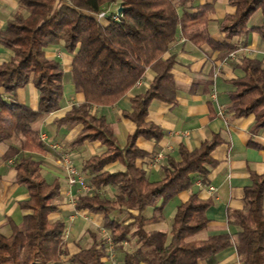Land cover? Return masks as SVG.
Here are the masks:
<instances>
[{
  "label": "trees",
  "instance_id": "1",
  "mask_svg": "<svg viewBox=\"0 0 264 264\" xmlns=\"http://www.w3.org/2000/svg\"><path fill=\"white\" fill-rule=\"evenodd\" d=\"M195 0H19L18 8L0 26V44L12 52L0 64V144L18 139L4 154V160L23 152H46L47 145L33 124L61 108L64 99L65 72L61 62L49 58L46 48L63 44L74 55L72 79L76 91L85 101L74 106L59 125L83 124V131L74 146L99 141L107 150L84 162L90 174L92 191L77 199L78 210L103 214V226L111 239L123 248L128 231L135 227V251H124V264H199L221 251L236 246L242 264H264V173H252V185L245 188L246 210L230 211L229 221L238 230L234 234L213 235L205 240L192 239L208 227L207 211L213 200L202 199L198 193L178 206L170 231L148 230L147 225L163 216L166 205L182 191L193 186L195 175L207 183L211 168L217 165L212 153L222 142L219 135L200 148L190 150L182 144L180 158H167L164 175L152 181L138 159L149 156L138 145L144 137L159 142L163 129L147 120L150 105L158 99L177 101V85L172 73L175 57L165 59L179 29L196 45L210 44L226 56L236 49L233 43L217 41L204 29L209 23L212 4L193 8ZM237 7L228 16L222 30L228 38L248 31L250 18L261 11L263 23L254 30L264 40V0H231ZM118 4L119 19L109 15L99 20L97 14ZM183 10L181 12L180 10ZM116 13L115 11L111 12ZM239 67L244 76L232 79L235 90L230 92L228 113L233 117L255 115L254 132L264 129V63L245 57ZM148 68L156 72L153 83L131 99L132 110L125 116L137 129L120 146L112 126L104 116L93 113V106H110L126 96L142 79ZM33 83L39 90L37 110L20 102L18 91ZM120 162L124 169L110 172L106 167ZM17 181L24 184L29 198L20 202L29 210L18 225L12 219V234L0 230V264H49L59 262L65 253L66 223L51 221L50 214L58 209L56 199L61 185L48 181L42 174V162L21 156L15 165ZM116 186L115 199L104 197L101 190ZM154 208L147 217L148 208ZM127 215L131 222L121 219ZM104 244L95 241L71 258L74 264H107Z\"/></svg>",
  "mask_w": 264,
  "mask_h": 264
},
{
  "label": "crops",
  "instance_id": "2",
  "mask_svg": "<svg viewBox=\"0 0 264 264\" xmlns=\"http://www.w3.org/2000/svg\"><path fill=\"white\" fill-rule=\"evenodd\" d=\"M231 0H195L193 8L212 4L209 23L205 31L217 41L233 43L236 49L226 56L221 50L214 49L210 44L196 45L186 38L179 29L176 39L170 45L165 59L175 57L176 62L172 73L177 85L176 103H168L158 99L152 101L147 120L159 125L164 131V137L159 142L144 137L138 139V145L146 150L149 156L138 159V165L146 170L152 181L160 180L163 166L167 158H180L179 148L182 144L190 150L200 148L203 143L219 135L222 142L213 151L217 165L211 168L207 183L195 175L193 186L174 197L164 208L159 221L147 225L148 230L170 231L178 206L186 202L194 193L202 199L213 200L208 209L210 220L208 227L196 234L192 239L205 240L213 235L234 234L238 228L229 221L230 211L246 210L245 188L252 185V173H264V129L254 132L255 115L233 117L228 113L230 92L235 87L232 79L244 76L239 67L243 58H256L264 63V40L254 30L263 23L261 11H257L248 24V31L234 38H228L222 30L223 21L230 15H235L237 7ZM0 26H3L19 6V0H0ZM118 4L110 5L112 11L117 10ZM183 12V10H180ZM49 58L62 63L64 78V99L60 109L51 112L33 124L34 129L47 136L50 144H59L71 150L74 164L79 170L81 180L76 184L69 182L68 174L60 159V153L49 144L46 152H23L21 156L33 157L42 162V174L48 181L57 179L61 185L60 196L56 199L58 209L50 214L51 221L62 220L66 223L64 236L65 253L59 262L49 264H74L72 256L82 249L90 247L95 241L105 245L107 239L103 233H108L103 226L104 215L89 210H78L77 199L80 195L89 193L90 174L84 170V162L92 156L100 155L107 147L99 141H87L74 146L73 142L83 131V124L74 126L59 125L74 106L85 101L83 93L76 91L72 77V62L74 55L66 51L63 44L51 45L46 48ZM12 52L0 44V64L9 60ZM156 72L148 68L137 85L116 104L110 106H93V113L104 116L112 126L120 146H126L128 137L135 133L136 123L125 116L126 111L132 110L131 99L144 92L153 83ZM39 90L33 83L18 91L20 102L37 110L39 107ZM15 139L0 144V230L6 236L12 234L9 220L20 225L29 210L23 209L20 202L29 198L28 189L17 181L15 169L21 156L4 160L3 156L12 145H17ZM44 143V142H43ZM124 169L122 163L116 161L109 164L106 170L118 172ZM110 187L103 188L106 192ZM154 208L146 210L145 215L152 217ZM173 216V218H172ZM128 217V216H127ZM133 229V228H132ZM131 230V229H130ZM135 230V227H134ZM134 232V231H131ZM126 242V241H125ZM127 243V242H126ZM111 264L108 252L104 258ZM119 264V263H118ZM124 264V262L120 263ZM199 264H242L234 245L212 258L199 261Z\"/></svg>",
  "mask_w": 264,
  "mask_h": 264
},
{
  "label": "built area",
  "instance_id": "3",
  "mask_svg": "<svg viewBox=\"0 0 264 264\" xmlns=\"http://www.w3.org/2000/svg\"><path fill=\"white\" fill-rule=\"evenodd\" d=\"M112 10L110 8L105 9L103 11H101L100 13L97 14V18L99 20H104L107 17H109V15H112V17L114 19H119L120 14L118 13V11L116 10L115 14L111 13ZM40 139L41 141H43L46 144H49L51 148L53 149H57L60 153V159L62 164L64 165V168L68 174V178H69V182L71 184H76L78 183L80 180L82 182V179H80V175H79V170L77 168V166L74 164V157H73V153L71 150H68L67 148H65L64 146H61L59 144H50V142L47 139V136L43 133L40 134ZM86 189L88 191H92L91 186L86 187ZM107 245H108V258L111 264H118L117 258H116V244L115 242L111 239V237L107 238Z\"/></svg>",
  "mask_w": 264,
  "mask_h": 264
},
{
  "label": "rangeland",
  "instance_id": "4",
  "mask_svg": "<svg viewBox=\"0 0 264 264\" xmlns=\"http://www.w3.org/2000/svg\"><path fill=\"white\" fill-rule=\"evenodd\" d=\"M0 6H2V5L0 4ZM0 8H2V7H0ZM17 8L18 7H16V9ZM15 140L18 141L17 138ZM101 193L106 198L115 199V196L118 193V189H117L116 186H115V188L110 187V189L108 191H106V192H104L103 189H102L101 190ZM172 218H173V216H172ZM121 219H123V221H126L128 223L132 221L131 218H128L127 217V215L122 216ZM131 231H134V226H131L129 228V231H128V237H129V239L126 241L127 243L124 242V244H123L124 247L121 248L120 246H117V245L115 247L116 248V258H117V261H118L119 264L123 262V257H124V253H125L124 251H126V250L127 251H135L137 249V247H138L137 242H136V239L137 238L133 235V232H131ZM108 237H110L109 231H108V233L106 235L103 233V239L106 240Z\"/></svg>",
  "mask_w": 264,
  "mask_h": 264
},
{
  "label": "water",
  "instance_id": "5",
  "mask_svg": "<svg viewBox=\"0 0 264 264\" xmlns=\"http://www.w3.org/2000/svg\"><path fill=\"white\" fill-rule=\"evenodd\" d=\"M118 12L121 13V12H122V8H119V9H118Z\"/></svg>",
  "mask_w": 264,
  "mask_h": 264
}]
</instances>
